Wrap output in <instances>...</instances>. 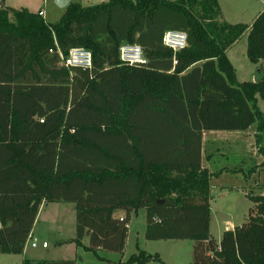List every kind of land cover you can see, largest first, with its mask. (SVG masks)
<instances>
[{
  "label": "trees",
  "instance_id": "trees-1",
  "mask_svg": "<svg viewBox=\"0 0 264 264\" xmlns=\"http://www.w3.org/2000/svg\"><path fill=\"white\" fill-rule=\"evenodd\" d=\"M40 12L0 7V252L22 254L41 205L66 203L77 212L66 243L101 261L99 251L123 253L130 216L145 210V238L194 241L192 264H264V194L248 195L246 223L223 233L220 250L209 230L211 178L247 159L206 154L202 166L209 131L256 124L264 156V68L240 83L227 57L247 32L248 60L264 61V10L251 26L222 22L218 0L70 2L56 23ZM167 31L185 33L187 48L165 47ZM124 44L146 64H123ZM73 48L92 53L90 69L61 65ZM224 157L231 168L219 169ZM152 261L140 250L119 264Z\"/></svg>",
  "mask_w": 264,
  "mask_h": 264
},
{
  "label": "rangeland",
  "instance_id": "rangeland-1",
  "mask_svg": "<svg viewBox=\"0 0 264 264\" xmlns=\"http://www.w3.org/2000/svg\"><path fill=\"white\" fill-rule=\"evenodd\" d=\"M0 0L5 7L20 9L25 3L30 11L38 13L44 12V19L47 23H56L62 16L55 19L56 14L64 12L63 8L56 5L57 0ZM70 2L80 3L82 6L99 5L109 0H69ZM222 17V22L230 24H243L251 26L258 15L264 10V0H218ZM62 10V11H61ZM247 35L235 43L227 52V57L235 68L236 79L238 82H253L257 73L258 66L251 63L247 58ZM260 67V66H259ZM264 68V65L261 66ZM258 107L264 115V100L258 98ZM256 124L245 131L233 132H205L206 154L218 153L229 155L232 151L238 153L239 158L247 159L242 166V170L237 173L222 171L217 177H212L211 186V221L210 235L215 244L218 245L225 231L232 230L246 223L250 209L253 207L248 195L264 194V167H258L264 158L258 154L256 146ZM225 134V135H224ZM226 137L231 142L217 143L212 145L209 139ZM208 140V141H207ZM234 142H240L236 144ZM210 144V147L207 145ZM207 156V155H206ZM248 156V157H247ZM250 157V158H249ZM251 159V160H250ZM207 161V160H206ZM219 169L231 168L232 159H220ZM252 161V164L250 162ZM249 167V168H248ZM255 171H249V169ZM241 169V168H240ZM73 204L58 205L48 204L46 211L41 215L42 219H48L49 227L42 225L36 228L37 248H32L29 241L20 255H5L0 252V264H23L24 259L33 261H64L76 259L77 264H119L126 261L132 254H138L140 250L151 254L159 255L161 262L152 261L148 264H192L194 241L191 240H158L149 241L145 238L146 212L139 210L138 214L133 215L128 243L122 254L99 252V256L106 261L99 260L92 253L77 252L74 246L59 247L55 242L58 235H75V215L72 213ZM232 226V227H231ZM229 227V229H226ZM48 244V249L41 247L42 241ZM27 255L25 256L24 255ZM108 260V261H107Z\"/></svg>",
  "mask_w": 264,
  "mask_h": 264
},
{
  "label": "built area",
  "instance_id": "built-area-1",
  "mask_svg": "<svg viewBox=\"0 0 264 264\" xmlns=\"http://www.w3.org/2000/svg\"><path fill=\"white\" fill-rule=\"evenodd\" d=\"M40 15L44 18V12L41 11ZM163 45L171 49L174 53H178L187 48V35L183 32L167 31L163 36ZM119 51L120 60L125 65H143L147 62L143 49L138 45L124 44ZM176 64L177 61L174 60V65ZM61 65L68 69H90L92 67V53L83 48H73L67 57L64 58L61 56ZM31 247H38L36 239H32ZM41 247L47 249L48 244L44 242Z\"/></svg>",
  "mask_w": 264,
  "mask_h": 264
},
{
  "label": "crops",
  "instance_id": "crops-1",
  "mask_svg": "<svg viewBox=\"0 0 264 264\" xmlns=\"http://www.w3.org/2000/svg\"><path fill=\"white\" fill-rule=\"evenodd\" d=\"M26 0H23L22 2H25ZM21 4H23V5H20V6H22L20 9H22V8H24V9H27V10H29V8H27V7H23V6H26L25 5V3H21ZM3 6V3L0 5V7H2ZM10 8H14V7H10ZM14 9H16V8H14ZM65 10L66 9H64V12L62 11V12H60V14L58 15V14H56L55 15V19L54 20H57V18H59L58 16H63V14L65 13ZM30 11V10H29ZM32 12V11H31ZM34 13V12H33ZM264 65V61L263 62H261V63H259L257 66L259 67V66H263ZM205 134V133H204ZM204 134H203V155H202V166L204 167V168H210L209 167V163L206 161V153H205V151H206V141L204 140ZM225 135V134H224ZM208 141V140H207ZM209 142L211 143V146L212 145H216L217 143L219 144H221V143H226V142H231L230 140H228V139H226V137L224 136V137H217V138H215V139H209ZM234 143H236V144H240V142H234ZM209 147H210V144H207ZM219 155L221 154V153H218ZM259 154V153H258ZM223 155H225V154H223ZM218 155L217 154H213V159H215L216 157H217ZM262 158H264V156H262ZM263 162H264V160H263ZM55 204H58V205H63L64 203H55ZM66 204V203H65ZM47 205L48 204H42L41 205V207H40V209H39V213H38V215H37V218H36V221H35V223H34V227H33V230H32V233H31V236L29 237V239H28V242L29 241H32V239H35V237H36V228L37 227H39V225L41 226H43V227H49V223H48V219H46V220H44V219H42V221H41V215H42V213H43V211L46 209V207H47ZM74 205V204H73ZM70 209H72V213H74V215H75V218H76V206L74 205V206H72V208H70ZM46 211V210H45ZM137 215L138 214V212L137 213H133L131 216H130V219H129V224H128V236H127V242H126V244L128 243V239H129V234H130V229H131V222H132V217H133V215ZM114 217L116 218V219H124L125 217H126V213L124 212V211H116L115 213H114ZM232 227V226H231ZM73 229H75V235H70L69 237H67L66 235H58V237L55 239L56 241V243L58 244V246L59 247H65V246H74V247H76V251L77 252H80V251H82V252H85L84 250H82V248H79V247H77L74 243H66V241H68V240H72V239H74V238H76V221H75V225H74V227H73ZM226 229H229V227H226ZM233 230V229H232ZM88 240H89V237L86 235L85 237H84V239H83V241H82V244L84 245V246H87L88 245ZM27 242V243H28ZM44 242H46L45 240H43L42 241V243H44ZM26 243V244H27ZM218 246H219V244H218ZM48 249V248H47ZM46 249V250H47ZM99 252H101V251H99ZM99 252H98V254H99ZM85 253H89V252H85ZM90 254V253H89ZM24 255H25V253H24ZM25 256H27V255H25ZM105 259V258H104ZM24 260H26V259H24ZM28 260V259H27ZM67 260H76V259H67ZM65 261V260H64ZM108 261V260H107ZM56 262H58V261H56Z\"/></svg>",
  "mask_w": 264,
  "mask_h": 264
},
{
  "label": "water",
  "instance_id": "water-1",
  "mask_svg": "<svg viewBox=\"0 0 264 264\" xmlns=\"http://www.w3.org/2000/svg\"><path fill=\"white\" fill-rule=\"evenodd\" d=\"M69 4H70V1L69 0H57L56 1V5L59 8H63V9H66ZM218 250H220V247L219 246H218Z\"/></svg>",
  "mask_w": 264,
  "mask_h": 264
}]
</instances>
